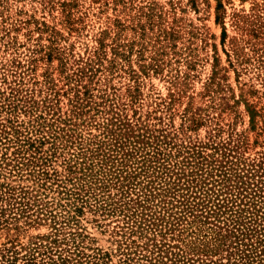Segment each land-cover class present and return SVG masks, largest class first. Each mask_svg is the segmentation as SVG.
<instances>
[{
    "label": "rangeland",
    "instance_id": "obj_1",
    "mask_svg": "<svg viewBox=\"0 0 264 264\" xmlns=\"http://www.w3.org/2000/svg\"><path fill=\"white\" fill-rule=\"evenodd\" d=\"M263 122L264 0H0V256L142 264L90 151L140 129L171 164L223 147L247 164L264 159Z\"/></svg>",
    "mask_w": 264,
    "mask_h": 264
},
{
    "label": "trees",
    "instance_id": "obj_2",
    "mask_svg": "<svg viewBox=\"0 0 264 264\" xmlns=\"http://www.w3.org/2000/svg\"><path fill=\"white\" fill-rule=\"evenodd\" d=\"M246 111L252 129L260 115L248 107ZM110 125L127 129L122 124L110 122ZM132 131L118 138L109 136L111 140L97 144L86 160L90 171L97 170L89 179L97 183L99 194L112 186L118 192V201L126 199L122 218L126 220L128 233L138 234L140 240L144 238L140 245L134 246L140 249L136 253L139 261L142 264H264V159L240 163L231 148L223 147L217 163L207 162L206 156L196 151L195 163L171 164L156 148L157 144L152 147L148 137L139 134L140 129L135 131L136 135ZM257 135L264 136V122ZM137 152L143 155L138 156ZM114 163L132 170L112 171ZM84 164L82 161L81 165ZM139 176L142 178L136 181ZM7 191L0 190V202L12 198ZM20 200L13 199L11 205H17L15 211L22 214L25 212L22 207L27 209L28 204ZM69 213L66 211L67 216ZM173 230L186 234L183 247L164 241L165 234ZM156 236L163 240L157 241ZM130 243L133 245L134 241ZM0 258V264L15 263L8 255Z\"/></svg>",
    "mask_w": 264,
    "mask_h": 264
}]
</instances>
